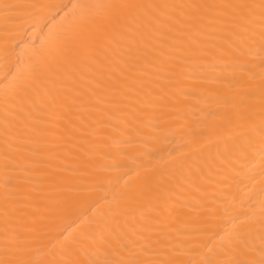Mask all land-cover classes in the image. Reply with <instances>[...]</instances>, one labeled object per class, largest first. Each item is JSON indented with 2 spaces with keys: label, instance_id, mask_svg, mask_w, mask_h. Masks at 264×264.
<instances>
[{
  "label": "bare ground",
  "instance_id": "obj_1",
  "mask_svg": "<svg viewBox=\"0 0 264 264\" xmlns=\"http://www.w3.org/2000/svg\"><path fill=\"white\" fill-rule=\"evenodd\" d=\"M260 3L0 0V262L260 264Z\"/></svg>",
  "mask_w": 264,
  "mask_h": 264
},
{
  "label": "snow or ice",
  "instance_id": "obj_2",
  "mask_svg": "<svg viewBox=\"0 0 264 264\" xmlns=\"http://www.w3.org/2000/svg\"><path fill=\"white\" fill-rule=\"evenodd\" d=\"M75 7V6H74ZM94 7L106 10V16L102 17L100 20L95 19H85V27L82 31L76 33L71 37L68 45L63 49L58 55L64 56L74 49L78 48L82 45L85 41L97 38L114 20H118L126 10L132 8H142L145 5H133L127 3H109V4H102L96 5ZM147 7H153L152 5H148ZM188 7H199L195 5H190ZM208 7H217V6H208ZM223 8H234V7H256L255 5H223L220 6ZM261 10V20H262V32H261V40L264 42V0H261L259 5ZM264 87V86H262ZM261 135L264 136V118L261 120L260 125ZM3 264V262H0ZM124 264H141L140 261L129 259L128 261L124 262ZM221 264H254V262H249L246 260H236V259H228L221 262ZM260 264H264V260L260 261Z\"/></svg>",
  "mask_w": 264,
  "mask_h": 264
}]
</instances>
